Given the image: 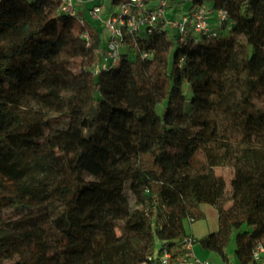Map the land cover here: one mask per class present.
<instances>
[{
  "label": "trees",
  "instance_id": "16d2710c",
  "mask_svg": "<svg viewBox=\"0 0 264 264\" xmlns=\"http://www.w3.org/2000/svg\"><path fill=\"white\" fill-rule=\"evenodd\" d=\"M185 1L225 10L231 29L186 47L153 36L139 42L152 59L123 56L96 75L97 24L62 13L61 0H0V264H161L166 253L179 264L202 204L219 229L199 245L255 264L264 0ZM225 167L230 189L216 173Z\"/></svg>",
  "mask_w": 264,
  "mask_h": 264
},
{
  "label": "built area",
  "instance_id": "2783aa9c",
  "mask_svg": "<svg viewBox=\"0 0 264 264\" xmlns=\"http://www.w3.org/2000/svg\"><path fill=\"white\" fill-rule=\"evenodd\" d=\"M60 11L78 23L88 22L78 6L82 0H61ZM154 1V4H152ZM171 0H124L116 6L104 9L95 6L89 11L91 22L101 29L102 44L98 51V62L94 74L108 71L121 62L123 56L133 60L138 54L141 59H152L153 53L139 48V42L156 35L174 39L178 46H197L220 38L222 30H230L231 22L225 10H212L209 5L197 9L186 8L178 13L170 10ZM184 58L180 60L184 63ZM190 224L194 221L188 220ZM184 258L179 264H212L194 254L196 240L189 235L182 239ZM168 253L161 264H170ZM255 264H264V248L258 246L253 253Z\"/></svg>",
  "mask_w": 264,
  "mask_h": 264
},
{
  "label": "rangeland",
  "instance_id": "374dc122",
  "mask_svg": "<svg viewBox=\"0 0 264 264\" xmlns=\"http://www.w3.org/2000/svg\"><path fill=\"white\" fill-rule=\"evenodd\" d=\"M185 4L187 2L185 1ZM185 10V9H184ZM171 39V37H168ZM239 52H240V59L244 60L248 54H250V49L248 47L247 41L244 38H240L239 41ZM176 46V43L173 42ZM74 72L77 73L78 69L73 68ZM227 81L229 82V86L232 90H237L238 96H240V81L238 80V76L230 74L227 78ZM185 93L187 98H190V93L188 92V86L185 85ZM216 173L218 176L223 177L226 180L227 187L230 189V182L232 177V170L228 167L225 168H218L216 169ZM196 214L200 215L199 218L192 224V228L195 235V240L198 242L196 243V246L199 245V240L201 238L200 235L203 234H211L216 232L219 229V219H218V211L217 209L209 204H202L199 206V208L196 210ZM189 223L186 222V228L188 229Z\"/></svg>",
  "mask_w": 264,
  "mask_h": 264
},
{
  "label": "crops",
  "instance_id": "0c3cea01",
  "mask_svg": "<svg viewBox=\"0 0 264 264\" xmlns=\"http://www.w3.org/2000/svg\"><path fill=\"white\" fill-rule=\"evenodd\" d=\"M152 4H154V1H152ZM188 4H185V0H171L170 3V10L173 13L181 12L182 10L187 8ZM95 6H102L104 9H109L112 6L111 0H82V3L79 4L78 9L80 13L84 16L86 21L88 23L91 22L89 11L95 7ZM195 221H193L191 224L189 223L188 229L186 228V234L189 236H192L195 238L194 231L192 228V224ZM186 227V224H185ZM207 236V234L200 235L199 238H203ZM183 250V249H182ZM194 254L202 259V260H208L212 264H239L235 254L234 249H231L227 255V260H223L218 254L214 252H210L208 250L203 249L200 245L194 247ZM184 258V255L182 259Z\"/></svg>",
  "mask_w": 264,
  "mask_h": 264
}]
</instances>
